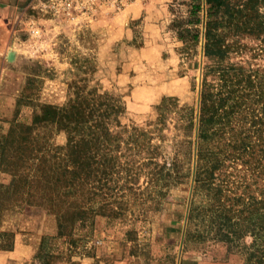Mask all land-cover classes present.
<instances>
[{"label":"rangeland","instance_id":"obj_1","mask_svg":"<svg viewBox=\"0 0 264 264\" xmlns=\"http://www.w3.org/2000/svg\"><path fill=\"white\" fill-rule=\"evenodd\" d=\"M10 1L15 7L0 92V140L13 120L27 124L41 104L64 105L84 92V83L118 96L124 108L120 124L126 127H111L121 140L107 148L114 168L107 169L106 161L101 166L110 172L101 176L98 194L87 199L92 213L60 237L54 217L27 204L26 184L12 194L15 175L0 148V231L34 246L22 264H39L44 253L54 255L48 264H243L241 251L229 249L214 230L205 233V222H186L190 199L197 204L205 197L192 194L194 130L186 127L196 114L202 74L214 63L201 49L202 0H194L200 4L195 26L184 22L191 0ZM183 27H195L198 38L180 37ZM236 40L244 47L224 62L263 69L264 54L252 55V49L264 41L247 34ZM213 77L206 75L209 82ZM165 102L158 119L156 107ZM133 126L147 134L140 148L125 143ZM37 131L43 148L62 157L64 150L57 147L64 132L54 126ZM33 162L14 169L31 175ZM249 183L258 198L263 179ZM57 190H43L47 203L64 194V187ZM59 197L60 205L68 206V197ZM42 235L48 236L43 256L35 257ZM250 240L246 235L239 242Z\"/></svg>","mask_w":264,"mask_h":264},{"label":"trees","instance_id":"obj_2","mask_svg":"<svg viewBox=\"0 0 264 264\" xmlns=\"http://www.w3.org/2000/svg\"><path fill=\"white\" fill-rule=\"evenodd\" d=\"M202 2L201 49L214 63L202 74L196 114L190 115L186 127L194 130L192 194L205 192V197L200 196L197 204L190 199L186 222L193 218L205 222V233L214 230V236L229 249L241 251L243 264H264V68L224 62L229 53L240 52L244 47L236 40L238 35L264 41V0ZM199 8L200 4L191 0L189 17L184 22L197 25ZM198 33L195 27L178 29L180 37L186 34L192 40L198 38ZM258 53L264 54V45L252 49V55ZM208 73L214 81H207ZM82 92L62 106L41 104L27 124L13 120L0 140L2 152L8 153L4 164L15 175L12 194L26 184L27 204L32 202L35 209L54 217L58 237L69 235L75 221L85 220L92 213L87 199L98 194L101 176L114 168V157L107 153V148L121 140L119 130L113 131L111 127L126 128L120 124L124 108L118 96L85 83ZM166 103L156 107L158 119ZM48 126L65 134L63 145L57 147L64 150L62 157L43 148L37 129ZM131 129L125 143L140 148L147 139L146 131L137 126ZM28 161H34L33 167L29 166L33 169L31 175L14 169L15 164L27 168ZM105 161L109 164L108 172L101 167ZM238 164L240 168H236ZM225 166L233 170L225 172ZM255 177L263 179L258 198L250 192L249 182H254ZM61 187L64 194L57 193L54 204L47 203L43 190L59 191ZM61 195L68 197V206L60 205ZM246 235L250 242L240 243ZM0 236L6 238L0 242V250H11L12 232L0 231ZM47 237L41 236L35 257L43 256L41 249ZM43 257L39 264H48L54 255L44 253Z\"/></svg>","mask_w":264,"mask_h":264},{"label":"crops","instance_id":"obj_3","mask_svg":"<svg viewBox=\"0 0 264 264\" xmlns=\"http://www.w3.org/2000/svg\"><path fill=\"white\" fill-rule=\"evenodd\" d=\"M14 5L10 0H0V92L3 88L4 74L7 70L5 55L12 41L10 24L13 21L11 14L15 7ZM33 248V245L21 244L14 238L11 250H0V264H22L23 260L31 254Z\"/></svg>","mask_w":264,"mask_h":264}]
</instances>
